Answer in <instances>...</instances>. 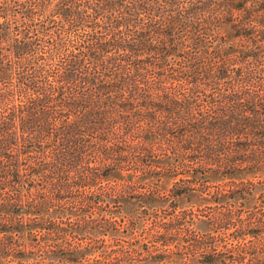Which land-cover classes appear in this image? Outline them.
Returning <instances> with one entry per match:
<instances>
[{
  "label": "trees",
  "instance_id": "obj_1",
  "mask_svg": "<svg viewBox=\"0 0 264 264\" xmlns=\"http://www.w3.org/2000/svg\"><path fill=\"white\" fill-rule=\"evenodd\" d=\"M29 263L264 264V0H0V264Z\"/></svg>",
  "mask_w": 264,
  "mask_h": 264
},
{
  "label": "rangeland",
  "instance_id": "obj_2",
  "mask_svg": "<svg viewBox=\"0 0 264 264\" xmlns=\"http://www.w3.org/2000/svg\"><path fill=\"white\" fill-rule=\"evenodd\" d=\"M180 203H181V204L183 203L182 199H180ZM124 236H125V235H124ZM107 242L111 243V239H108ZM27 263H28V262H27ZM29 264H30V263H29Z\"/></svg>",
  "mask_w": 264,
  "mask_h": 264
}]
</instances>
